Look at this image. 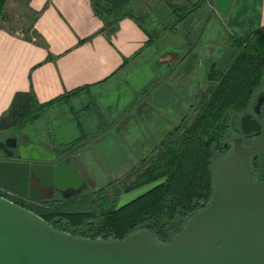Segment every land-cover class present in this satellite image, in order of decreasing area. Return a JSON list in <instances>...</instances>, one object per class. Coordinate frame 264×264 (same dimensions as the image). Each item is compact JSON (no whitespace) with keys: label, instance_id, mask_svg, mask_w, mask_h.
Instances as JSON below:
<instances>
[{"label":"trees","instance_id":"obj_1","mask_svg":"<svg viewBox=\"0 0 264 264\" xmlns=\"http://www.w3.org/2000/svg\"><path fill=\"white\" fill-rule=\"evenodd\" d=\"M91 1L95 14L104 23L97 34H104L109 41L124 18L136 20L145 31L149 40L135 56L150 48L160 35L159 32L153 34L140 17L136 18L132 10L133 0ZM212 1L197 0L193 6L184 8L170 4L175 17L170 29L186 25L195 13ZM7 3L8 0H0V30L45 47L35 28L41 12L33 11V23L19 32L17 28L4 26V22L9 21ZM227 39L233 50L232 56L223 71L213 67L208 72L211 85L201 90L192 104L193 116L190 113L183 117L152 154L125 175L121 187L110 184L98 192L84 193L69 200L28 198V202H23L22 199L7 198L33 211L55 229L73 236L91 240H124L136 231L145 230L165 243L172 241L191 216L208 206L214 191L212 166L227 133L233 128L232 115L252 103L264 82V25L240 37L229 34ZM86 88H77L45 103L39 102L32 89L18 92L8 111L0 118V132L40 119L44 112L66 103ZM91 138L81 136L70 143L58 144L57 148L68 155H76ZM148 185L154 186L118 206L123 192L130 193Z\"/></svg>","mask_w":264,"mask_h":264},{"label":"rangeland","instance_id":"obj_2","mask_svg":"<svg viewBox=\"0 0 264 264\" xmlns=\"http://www.w3.org/2000/svg\"><path fill=\"white\" fill-rule=\"evenodd\" d=\"M196 1L133 0L132 10L136 18L140 17L153 34L159 32L160 35L145 57L120 77V87H113L96 97L100 116L92 114V117L80 118L83 125L79 128L69 109L78 103L67 101L52 108L58 111L57 114H51L49 109L38 120L0 132V137L17 135L21 141L56 147L81 136L93 137L73 155L87 168L88 183L85 193L98 192L110 184L115 188L121 187L120 182L125 175L152 154L166 134L191 113V106L200 91L210 87L207 75L216 64L209 63L206 73L205 67L198 63L199 59L206 60L207 48L213 49L209 59L217 64H222L230 57L228 21L218 16L213 1L195 13L186 25L176 30L170 29L175 19L170 4L184 8L193 6ZM29 5L30 0H8L6 11L9 21L4 22V26L17 28L19 32L30 26L35 15ZM191 51L198 59L193 68L190 64L181 63ZM165 84L170 87H164ZM165 88L168 90L163 93ZM186 94L188 99L184 100ZM92 95L95 93L85 95L87 102ZM81 107L82 104L75 109L79 110ZM143 110L146 113L142 114ZM232 119L235 121L234 115ZM225 138V141L231 140L230 131ZM153 186L148 185L130 193L123 192L118 206L130 202ZM5 195L19 199L14 194ZM55 198L67 200L63 196ZM22 201L28 202L25 199Z\"/></svg>","mask_w":264,"mask_h":264},{"label":"water","instance_id":"obj_3","mask_svg":"<svg viewBox=\"0 0 264 264\" xmlns=\"http://www.w3.org/2000/svg\"><path fill=\"white\" fill-rule=\"evenodd\" d=\"M6 148L0 145V186L19 196L42 200L33 179L58 189L86 184L53 146L22 148L19 160ZM254 150L261 154L257 178L250 163ZM263 163L264 138L259 149L246 148L237 139L232 152L213 163L208 206L168 243L145 230L124 240L73 236L0 196V264H264Z\"/></svg>","mask_w":264,"mask_h":264},{"label":"crops","instance_id":"obj_4","mask_svg":"<svg viewBox=\"0 0 264 264\" xmlns=\"http://www.w3.org/2000/svg\"><path fill=\"white\" fill-rule=\"evenodd\" d=\"M213 4L218 16L222 20L227 19V30L234 36L253 33L264 25V0H213ZM29 6L33 11L41 12L35 28L46 46H39L0 30V118L8 111L18 92L32 89L39 102L45 103L77 88L87 87L69 100V103L72 100L78 103L69 109L78 127L82 128L80 118L86 119L92 117V114L100 116L96 97L113 87H120V77L145 57L150 48L135 55L145 47L149 37L132 18L120 21L111 41L104 34H97L104 23L95 14L91 0H30ZM91 36L90 40L80 43ZM211 49L207 48L206 60H198L191 51L181 63L190 64L193 68L198 60L205 67L206 73L209 63H214L218 70L223 71L233 50L229 48L230 57L222 64H217L209 59L213 54ZM167 86L170 87L164 85ZM167 90L165 88L162 92ZM90 93L95 95L87 102L85 95L89 96ZM183 99H188L187 94ZM80 104L81 109L76 110L75 107ZM50 113L55 115L58 111L51 108ZM141 113L146 112L143 110ZM52 146L57 151L58 148ZM70 162L87 183L86 166L78 157L73 156Z\"/></svg>","mask_w":264,"mask_h":264},{"label":"flooded vegetation","instance_id":"obj_5","mask_svg":"<svg viewBox=\"0 0 264 264\" xmlns=\"http://www.w3.org/2000/svg\"><path fill=\"white\" fill-rule=\"evenodd\" d=\"M234 118L235 123H233V128L230 129L231 140L224 141L223 148H219L215 160L227 157L232 152L235 141L239 138L242 140V143L246 148L258 147L259 149L261 147L264 138V84H262L257 90L252 103L245 110L235 114ZM243 124H246L244 126L248 129V133L243 132ZM0 145L2 148L3 146L7 147L4 149V152L11 153L14 160H19L21 149L29 147L32 143L21 141L17 135H6L0 137ZM51 146L52 145L49 147ZM56 152L60 154L59 156L62 158L61 161L65 159H69L70 161L73 158V155H68L65 152H60L59 150ZM250 163L253 167L255 178H257L261 163V154L259 150H254L252 152ZM262 181L264 182V163ZM87 183L77 188L65 187L63 189H58L55 185L51 184H48L47 187H43L35 179L31 181V185L42 193V200L55 199V196H63L69 200L81 196L85 193ZM15 195L19 197V199H28L27 197H22L17 194Z\"/></svg>","mask_w":264,"mask_h":264},{"label":"built area","instance_id":"obj_6","mask_svg":"<svg viewBox=\"0 0 264 264\" xmlns=\"http://www.w3.org/2000/svg\"><path fill=\"white\" fill-rule=\"evenodd\" d=\"M14 194L15 195V193H13V192H11V191H9V190H7V189H5V188H3L2 186H0V196H2V197H4V198H7V195H5V194ZM7 199H9V198H7ZM10 200V199H9Z\"/></svg>","mask_w":264,"mask_h":264}]
</instances>
